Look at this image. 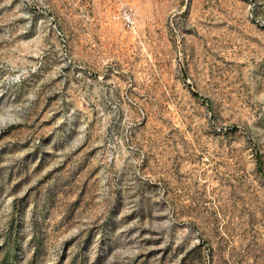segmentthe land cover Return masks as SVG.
Here are the masks:
<instances>
[{
	"label": "rangeland",
	"instance_id": "obj_1",
	"mask_svg": "<svg viewBox=\"0 0 264 264\" xmlns=\"http://www.w3.org/2000/svg\"><path fill=\"white\" fill-rule=\"evenodd\" d=\"M0 264H264V0H0Z\"/></svg>",
	"mask_w": 264,
	"mask_h": 264
},
{
	"label": "built area",
	"instance_id": "obj_2",
	"mask_svg": "<svg viewBox=\"0 0 264 264\" xmlns=\"http://www.w3.org/2000/svg\"><path fill=\"white\" fill-rule=\"evenodd\" d=\"M128 21L131 22V23L133 22L132 19H131L130 17L128 18Z\"/></svg>",
	"mask_w": 264,
	"mask_h": 264
}]
</instances>
